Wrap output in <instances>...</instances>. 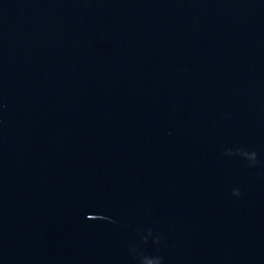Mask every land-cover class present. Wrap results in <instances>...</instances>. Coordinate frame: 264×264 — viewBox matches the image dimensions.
<instances>
[{"label": "water", "instance_id": "water-1", "mask_svg": "<svg viewBox=\"0 0 264 264\" xmlns=\"http://www.w3.org/2000/svg\"><path fill=\"white\" fill-rule=\"evenodd\" d=\"M0 264H264V0H0Z\"/></svg>", "mask_w": 264, "mask_h": 264}, {"label": "snow or ice", "instance_id": "snow-or-ice-1", "mask_svg": "<svg viewBox=\"0 0 264 264\" xmlns=\"http://www.w3.org/2000/svg\"><path fill=\"white\" fill-rule=\"evenodd\" d=\"M93 219V217L92 216H88V220H92Z\"/></svg>", "mask_w": 264, "mask_h": 264}]
</instances>
